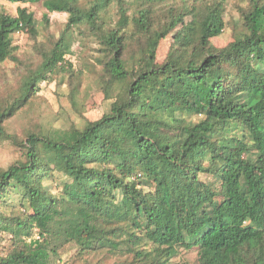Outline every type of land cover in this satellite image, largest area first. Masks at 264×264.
Returning a JSON list of instances; mask_svg holds the SVG:
<instances>
[{"label":"trees","instance_id":"obj_1","mask_svg":"<svg viewBox=\"0 0 264 264\" xmlns=\"http://www.w3.org/2000/svg\"><path fill=\"white\" fill-rule=\"evenodd\" d=\"M248 2L233 39L218 47L229 0L44 1L68 14V30L98 41L99 85L112 102L67 138L8 133L5 122L41 81L62 73L81 85L65 37L15 99L0 101V143L11 140L26 157L0 166V264H51L68 243L82 264H103L85 257L107 250L125 264H179L196 247L197 264H264V69L253 62L264 58V0ZM113 5L117 21L107 17ZM180 25L193 26V41L172 39L159 60ZM18 31L36 37L35 15L0 5V64L18 60Z\"/></svg>","mask_w":264,"mask_h":264},{"label":"rangeland","instance_id":"obj_2","mask_svg":"<svg viewBox=\"0 0 264 264\" xmlns=\"http://www.w3.org/2000/svg\"><path fill=\"white\" fill-rule=\"evenodd\" d=\"M44 1L12 3L8 0H0L1 10L11 15H17L20 6L27 7L35 15L39 31L36 37L26 31L14 34V45L18 46L16 51L18 60L7 59L0 64V101L8 102L15 99L20 93L23 79L28 71L36 69L43 60V53L50 50L58 39L65 37L70 47L67 59L73 64L77 74L82 73L81 85L76 84L74 87L73 84L69 85V78L66 75L53 74L49 80L41 81L38 91L27 104L5 122L9 134L23 139L29 132L35 131L50 133L53 139L60 140L69 136L72 127L84 128L89 120L98 119L108 112L112 100L105 99L99 85L103 66L97 59L99 57L98 41L85 28L68 30L66 26L68 14L48 11ZM180 1L177 0V2ZM239 7H249L248 0H229L228 9L225 12L227 27L221 36L213 40L216 46H225L240 28ZM107 17L118 20L116 5L108 10ZM189 22L191 20L188 24ZM194 34L193 26L180 25L162 41L159 60L164 59L172 39L176 38L188 44L193 41ZM253 62L257 68L264 69L263 57H254ZM70 78L72 79V76ZM115 93L122 98L125 95V86L117 85ZM241 132L242 127L229 131L232 135ZM21 159L26 157L19 145L9 139L0 143V166L8 168ZM57 183L60 184L59 181ZM35 237L38 238L39 235L36 233ZM196 248L183 251L174 261L179 264H197ZM85 259L93 263L101 261L103 264L126 263V257L115 256L111 250L101 251L93 256L87 255ZM83 262L84 258L76 254L75 246L68 243L59 249L58 255L52 257L51 264H82Z\"/></svg>","mask_w":264,"mask_h":264},{"label":"built area","instance_id":"obj_3","mask_svg":"<svg viewBox=\"0 0 264 264\" xmlns=\"http://www.w3.org/2000/svg\"><path fill=\"white\" fill-rule=\"evenodd\" d=\"M18 32H21V31H18Z\"/></svg>","mask_w":264,"mask_h":264}]
</instances>
